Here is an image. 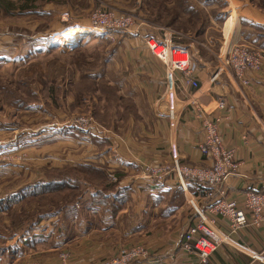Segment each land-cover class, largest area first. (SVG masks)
<instances>
[{"label": "rangeland", "instance_id": "1", "mask_svg": "<svg viewBox=\"0 0 264 264\" xmlns=\"http://www.w3.org/2000/svg\"><path fill=\"white\" fill-rule=\"evenodd\" d=\"M223 1L0 0V121L5 130L0 139L15 140L33 131L37 136L47 135L45 125L56 129L51 141L44 142L42 135L37 145L0 154V264H83L84 233L70 232L72 222L78 218L97 226L101 219L113 221L123 206L132 203L120 193L130 170L110 167V152L141 162L140 172H132L131 177L143 176L149 165H171V158L146 161L137 144L154 136L158 125L176 139L165 115V90L157 95L150 90L154 100L150 101L138 89L140 77L129 51L144 45V36L171 30L177 44L210 61L213 70L222 65V75L232 74L240 86L251 84L242 83L232 64L225 61L226 50L235 43L231 35L238 18L232 20L234 24L226 20L229 13ZM233 1L237 8L239 4ZM258 1L264 8V0ZM96 12L131 15L138 31L93 28L72 43L63 40L66 30L91 27ZM151 54L166 73L163 61ZM249 73L264 76V67L244 70ZM200 85L201 90L186 91V96L196 93L200 97L211 86L208 80ZM181 100L179 105H184ZM98 139L101 144L96 143ZM235 160L240 166L243 163L237 151ZM48 181L54 185L25 191ZM113 233V240L123 241L122 246L114 256L94 264L117 257L127 247L146 246L135 237L129 240L123 230ZM57 244L62 246L51 248Z\"/></svg>", "mask_w": 264, "mask_h": 264}, {"label": "crops", "instance_id": "2", "mask_svg": "<svg viewBox=\"0 0 264 264\" xmlns=\"http://www.w3.org/2000/svg\"><path fill=\"white\" fill-rule=\"evenodd\" d=\"M223 2L227 4L226 12L229 13L226 20L232 22L236 15L238 18L231 35L233 41L249 43L264 49V8L259 6V1L236 0L239 4L236 5L237 8L233 0ZM145 48L144 45L130 47L129 53L134 61H132L134 70L140 77L139 92L144 90L147 99L154 101L149 94L150 90L151 94L156 95L160 94L162 89L165 90L166 73L163 64ZM195 56L201 68L200 74L213 71V64L210 61H205L207 59H202L196 54ZM247 76L251 84L240 86L232 74H223L214 85L211 84L208 95L222 98L227 105L225 110L220 111L224 116L221 133L226 145L236 148L237 158L243 163L238 172L229 176L221 187L226 198H235L240 202L247 191L264 192V76H253L250 73ZM177 91L180 100L187 97L186 91L180 85ZM188 110L183 112L175 136L180 159L193 165L209 166L211 160L198 148L203 139V132L199 122ZM42 128L47 135L37 136L33 131L23 133L21 137L15 139L16 141L9 138L0 139V153L37 145V139L42 135L45 136L44 142L53 140L51 135H55L56 129L47 125ZM153 130L154 136L150 134L147 138L143 137L145 139L143 143H137L141 146V153L146 157V161L170 159V150L174 142L172 133L170 137L167 136V128L162 129L159 125ZM3 133L5 130H2L0 121V134ZM96 143L101 144L100 141ZM110 154L108 158L110 167L118 165L122 166L121 170H130L122 184L129 188L128 195L132 203L123 206L113 221L101 219V223L100 221L95 223L97 226H94V221L89 223L88 220L78 218L72 222L70 232L84 233L81 241L84 245L80 248L82 256L80 261L83 264L87 260L88 264H94L117 254L123 241L113 240L111 237L114 234L113 230H123L124 235L130 237L129 240L133 241L136 238L149 249V257L138 260L135 264H264V261L253 259L249 253L257 251L264 256V225L261 227L247 225L240 231L231 233L229 226L220 216L217 224L222 230L231 233V243L220 244L206 263H202L195 253L183 250L185 233L197 217L193 204L188 200L186 191L181 189L177 179L171 176L163 182H156L145 179L142 175L131 177L132 172L134 174L140 172L141 162L117 151ZM199 190V185L189 183L188 192L201 208L207 209L218 200L202 196ZM102 225L108 226L101 228ZM103 237L108 239L103 241ZM128 239L125 241H129ZM59 246L62 244L52 245L51 248L59 249ZM19 258L24 260L21 256Z\"/></svg>", "mask_w": 264, "mask_h": 264}, {"label": "built area", "instance_id": "3", "mask_svg": "<svg viewBox=\"0 0 264 264\" xmlns=\"http://www.w3.org/2000/svg\"><path fill=\"white\" fill-rule=\"evenodd\" d=\"M92 21L91 27H82L83 34L90 33L93 28L105 31L120 30L126 33L138 31L133 17L125 13L96 12ZM154 33L155 35L150 34L143 38L147 49L161 59L166 66V86L162 96V99L165 97L167 102L165 115L170 119V126L176 133L181 115L186 108H191L192 116L201 123L200 128L204 133L198 148L211 160V163L207 167L183 164L174 140L171 165L159 168L148 164L143 177L163 182L172 176L186 191V196L193 204L197 218L185 233L183 250L195 253L202 263H206L220 244L231 243V233H236L247 225L256 227L264 225V192L247 191L242 202L235 198L225 197V191L221 187L222 183L229 176L236 174L240 168V164L235 160V148L225 145L220 129L223 121L220 111L226 109L225 101L220 97H209V89H207L200 97L196 96V93L189 95L184 99L185 101L181 100L184 105H179L178 85L185 91L201 90L200 81L208 80L210 85L215 83L222 75L224 67L220 65L211 72L200 74L201 68L199 61L195 58V53H192L188 46L177 44L171 30L163 29ZM226 51V63L232 64L235 76L244 84L250 83L249 77L244 74L245 69L254 71L264 67V49L261 47L235 42ZM160 112L163 115V111L160 110ZM189 183L199 185L202 196L210 199L218 198V200L207 209L201 208L188 192ZM218 216L227 223L231 233L218 226ZM249 253L253 259L264 261L262 253L257 251H249ZM148 255V248L140 244L123 249L117 257L104 260L102 264H135Z\"/></svg>", "mask_w": 264, "mask_h": 264}, {"label": "bare ground", "instance_id": "4", "mask_svg": "<svg viewBox=\"0 0 264 264\" xmlns=\"http://www.w3.org/2000/svg\"><path fill=\"white\" fill-rule=\"evenodd\" d=\"M83 32V29L80 27H73L71 28L70 30H66L64 32V39L63 40H66V41H69V42H74L77 40V38L79 37V35H81V33Z\"/></svg>", "mask_w": 264, "mask_h": 264}, {"label": "trees", "instance_id": "5", "mask_svg": "<svg viewBox=\"0 0 264 264\" xmlns=\"http://www.w3.org/2000/svg\"><path fill=\"white\" fill-rule=\"evenodd\" d=\"M19 105H20V106H23L24 108H26V107L29 106V104H27V105L19 104ZM37 185H43V187H44V186H46V187H50V186H52V185H54V184H53V182H49V181H48V182H42V184L40 183V184H35L34 186L31 185V186H29V188L27 187L25 191H29L30 189H31L32 191H35V190H37V189L39 188V186H37ZM181 189H183V188L181 187ZM120 193H121V194L124 193V195L129 196V195H128V194H129V188H125V189L121 190ZM115 198H118V199H119V193H118V192L115 194Z\"/></svg>", "mask_w": 264, "mask_h": 264}]
</instances>
